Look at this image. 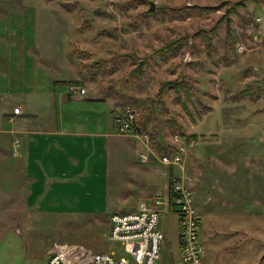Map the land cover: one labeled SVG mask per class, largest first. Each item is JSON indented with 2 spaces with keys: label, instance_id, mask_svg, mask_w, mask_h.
Segmentation results:
<instances>
[{
  "label": "rangeland",
  "instance_id": "1",
  "mask_svg": "<svg viewBox=\"0 0 264 264\" xmlns=\"http://www.w3.org/2000/svg\"><path fill=\"white\" fill-rule=\"evenodd\" d=\"M239 1L0 0V41L14 45L0 49V83L14 93L11 101L36 97H29L30 91H51L59 81H80L86 98L66 97L56 108L60 119L65 112L80 122L79 111L95 107L97 116L82 122L85 130H94L96 121L109 125L112 117L121 115L128 106L120 105L121 95L141 104L155 101L156 118L148 127H153L156 143L176 148L179 141L187 148L182 169L168 167L192 183L204 264H264V46L235 53L226 35L244 34L240 29L245 30L264 2L247 1L244 8L228 13ZM147 11L151 14L146 16ZM171 39H177L179 47L162 59L156 49ZM75 47L83 49L80 55L73 52ZM113 52L147 55V64L132 80L125 74L136 66L130 63L133 59L97 69L94 79L79 71L80 64L104 60ZM166 79L175 80L181 90H167L157 103L158 84ZM59 86L69 96L66 85ZM133 109L138 114V107ZM129 138L136 139V154L154 148L151 141ZM110 157L104 187L108 195L88 206L97 214H83L74 207L68 212L72 222H63V212L52 209L53 219L40 224L38 233L23 232L28 248L21 246L22 236L14 231H0V264H45L52 240L124 255L121 244L108 239L106 216L134 210L144 197L122 195L124 200L115 195L117 177ZM165 167L161 164L158 173L167 171ZM120 180L130 185L118 186L120 191L140 190L139 182L132 186L128 175ZM79 206L84 208L83 197ZM159 227L164 241L155 264H173L179 258L177 212L161 213Z\"/></svg>",
  "mask_w": 264,
  "mask_h": 264
},
{
  "label": "crops",
  "instance_id": "2",
  "mask_svg": "<svg viewBox=\"0 0 264 264\" xmlns=\"http://www.w3.org/2000/svg\"><path fill=\"white\" fill-rule=\"evenodd\" d=\"M13 46L0 41V49L8 50ZM1 86L0 83V231H14L22 236V247H29L27 234L23 232L38 233L40 224L53 219L49 213L52 209L63 212V222H72L68 212H72L74 207L83 214H97V210L88 206L93 205L97 198L103 201V195H108L104 187L110 167L109 156L119 188H130L120 180L122 176L128 175L132 186L139 182L140 190L135 193L131 189L122 192L118 186L115 189V195H120L119 198L124 200L126 198L122 195H143L144 198L138 201L134 210L141 201H150L156 195H168V184L171 175L175 174L174 168L158 161L153 155H160L154 150L155 147L149 146L147 153H138L148 154V160L142 161L133 144L136 139L129 138L136 136L118 134L113 117L109 125L104 126L103 121H96L94 125L90 124L94 130H85L82 122L97 116L98 112L94 113L96 108L79 111L80 122L65 112L60 119L56 104L70 96L65 95L59 84L54 83L51 91L49 88L46 91H30L29 97H36L20 101H11L14 93L6 92ZM64 91L67 93L66 87ZM1 94H4L3 97ZM85 95L81 99H85ZM14 107L20 108L18 113L13 112ZM118 138L127 140V143L116 142ZM161 164L166 166L167 171H160V174L158 170ZM82 197L84 208L79 206ZM72 200H75L74 204ZM164 211L176 210L168 205L161 213ZM113 213L117 212H110L104 220L107 231L110 227L109 217ZM177 217L179 222L178 212ZM58 244L78 245L52 240L45 251L46 261ZM19 246L16 245L17 248ZM80 246L85 251H91L82 244Z\"/></svg>",
  "mask_w": 264,
  "mask_h": 264
},
{
  "label": "built area",
  "instance_id": "3",
  "mask_svg": "<svg viewBox=\"0 0 264 264\" xmlns=\"http://www.w3.org/2000/svg\"><path fill=\"white\" fill-rule=\"evenodd\" d=\"M250 27L236 35L233 43L235 53H243L252 48L264 46V8L258 11L245 26ZM67 94L79 99L85 89L79 84H68ZM19 107L13 112L18 113ZM137 114L130 106L123 108L122 114L114 119L116 132L121 135H135L146 144L150 141L147 132L137 131ZM178 138V135H174ZM178 141L177 139H174ZM178 145L172 153L153 154L160 163L166 166L180 167L186 147ZM148 154H140L142 161L148 160ZM191 181L184 174H172L168 184V195H156L150 201H141L134 211L117 212L109 217L108 239L119 242L124 255L116 257V252H91L77 248L75 245L54 246L46 264H155L160 257L164 234L159 227L160 215L168 205L178 212L179 216V258L173 264H204L203 248L199 241L198 228L200 215L195 206L194 191Z\"/></svg>",
  "mask_w": 264,
  "mask_h": 264
},
{
  "label": "trees",
  "instance_id": "4",
  "mask_svg": "<svg viewBox=\"0 0 264 264\" xmlns=\"http://www.w3.org/2000/svg\"><path fill=\"white\" fill-rule=\"evenodd\" d=\"M137 1H140V0H137ZM247 1L253 2V3L264 2V0H240L239 2L233 4L229 8V10H227V12L228 13H234L237 8H244ZM130 5H132V4L130 3ZM150 14H151L150 11L146 12V16L150 15ZM143 16H145V14ZM226 35H227L229 44L233 45L234 41L236 40V35L230 34L229 31H227ZM178 47L179 46L177 44V39H171V40L165 42L162 46L158 47V49H156V54L158 56H160L162 59H165L167 57V55H170V54H173L174 52H176ZM206 47L208 50L211 47V38L210 37H208V42L206 44ZM82 50L83 49H79V48L75 47L73 49V52H76V53H78V55H80ZM147 58H148L147 55L138 56L136 53L113 52V54L110 57H108L104 60L97 59L96 61L80 64L79 65V71L88 73L90 78L94 79L98 75L96 73L97 69H99V68L108 69L109 68L108 65H110V67L112 65H114V68H115L116 64L120 61H124V59H126V60L133 59V60H131L130 63H132L133 65H135V63H136V66L133 68H130L128 70V72H126V74H125L128 76V80H132V78L134 76H139V74L142 73L143 66L145 67V65L147 64V61L145 60ZM115 70H117V69H115ZM56 83L57 84L59 83L61 85H68V84H80V81H66V82L65 81H59ZM184 85H185V86H183L185 88L184 94L188 95V92H189L188 85L186 82L184 83ZM169 89H172L173 93H178L181 90V86H180V84L176 83L175 80H173V79L172 80L171 79L162 80L158 84V90L156 92V94H157L156 98H158L157 103H160V101H162L164 99V96H165L167 90H169ZM243 92L246 93V91H243ZM123 96L122 95L120 96V98L123 99V103L120 101V105L124 106L125 104H127L132 109L135 106L138 107V114H137V119H136L137 131L149 133L150 141L153 144V146L155 147L156 152L158 154L161 155L163 153H167V154L172 153L175 150L173 145L160 147V145L158 143H156V134L153 133V127H148L150 121L154 120L156 118L155 117V107H154L155 101L151 100V101H149L148 104H143V103L141 104V102L137 99H134L131 97H123ZM118 103H119V100H118ZM171 172H172V169H170V173Z\"/></svg>",
  "mask_w": 264,
  "mask_h": 264
},
{
  "label": "water",
  "instance_id": "5",
  "mask_svg": "<svg viewBox=\"0 0 264 264\" xmlns=\"http://www.w3.org/2000/svg\"><path fill=\"white\" fill-rule=\"evenodd\" d=\"M150 10H153V4L152 3H150ZM263 255H264V253H263Z\"/></svg>",
  "mask_w": 264,
  "mask_h": 264
}]
</instances>
